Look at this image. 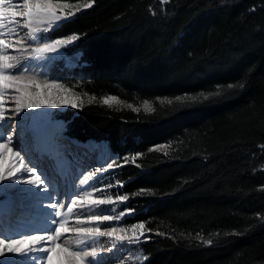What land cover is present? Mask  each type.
I'll return each instance as SVG.
<instances>
[{
  "label": "trees",
  "instance_id": "1",
  "mask_svg": "<svg viewBox=\"0 0 264 264\" xmlns=\"http://www.w3.org/2000/svg\"><path fill=\"white\" fill-rule=\"evenodd\" d=\"M59 2L75 15L38 42L78 34V62L43 81L76 107L49 110L107 143L141 264H264V0Z\"/></svg>",
  "mask_w": 264,
  "mask_h": 264
},
{
  "label": "bare ground",
  "instance_id": "2",
  "mask_svg": "<svg viewBox=\"0 0 264 264\" xmlns=\"http://www.w3.org/2000/svg\"><path fill=\"white\" fill-rule=\"evenodd\" d=\"M16 19L20 20L21 18L16 17ZM63 20L64 19L60 20L59 22ZM59 22L55 23L54 25L56 26V24H58ZM22 28L23 27L21 24H17L15 26V31L20 33V35H17V36H13L11 34L13 32V29L11 28L4 29L5 35L3 38L5 39L8 47L3 49L2 51H3V54L8 57V59L0 60V68H3L5 73L9 75L20 73L26 68V65L23 62V59L27 58L25 57L26 52L24 53V51H27L28 48L26 46L29 45L31 41L30 40L26 41L23 35L24 30ZM18 39L21 41V43L19 44L17 43ZM36 43H39L38 39H36ZM17 61H19V63H17ZM7 64H13L15 65L16 68L17 67L18 68L14 69L15 67H13V70H12V68L5 67ZM24 78L25 77H22L20 74V77L17 80H9L7 82L0 80V106H2V111L4 112V117L2 120H0V143H7L8 136L12 135L13 140L11 143H9V147H13V151L15 152H18L20 148L19 144L13 143L15 140L18 139V136L15 133H11V131L9 130L3 129V125L11 122L10 119H7V117L5 116L10 115L11 112H13V109H11V107L12 106L14 107V104L17 105V101L14 102V101L3 100V99L4 97L11 98L17 92L19 95L20 94L19 90L17 89L18 90L17 91L15 90V88L12 89L10 86L14 85V87H16V85H19V86L22 85V81L24 80ZM8 84H10L9 87L7 86ZM23 101H26V100H23ZM23 112H24V109L20 113H23ZM28 119L30 120V127L36 134H38V136L41 139V142L39 141L40 146H42V144H46V146H48L49 148H52V147H55V144H53L54 141L55 143H60L61 142L60 140L63 139L62 138L63 136H61V133L63 130V124L58 120H54L53 114L45 116L41 113L33 112L31 113ZM66 140L67 139L65 138V141ZM26 144H27L28 150H30L31 144L29 143V141H27ZM55 148L57 149V151L60 150L58 146H56ZM0 153H2V155H0V173L7 172L10 168L12 169L20 168L21 169V171L16 174V177L10 176L7 181L0 182V211L1 212L10 213V214H17L21 212V211H16L11 208L12 197L17 198L20 196H24L22 200L23 202L28 203V204L37 202L35 201L34 196H36L38 200H41L37 202V204L39 205H47L48 203L60 204L61 198L63 195L62 185L64 183H62V185L58 187L57 189L55 188L53 190H50V196L48 198L47 197L40 198L41 196L37 194H39V192L43 188H47V187L44 186V187L39 188V187H34L32 185H28V184L20 182V179L33 178L32 175L27 173V171H29V169L31 168L32 164L26 162L23 165H21V160L19 159V157L13 156L12 153L8 151V149H0ZM62 159H63L62 157H58L59 161H61ZM73 161L74 159L70 156L66 164V171L63 172V175H64V179L70 180L71 182L70 184H72V186L69 185V190H67L68 194H66V202L68 203L70 199H72L71 201L75 200L76 202L75 203L71 202V205H70L71 208L69 210L67 209V205L58 209L61 212V216H62V219H60V222L65 224V228L67 229V231L64 232L58 239H55V240H49L47 239V237H45L40 242V246H43L44 248L54 247L56 243H59L62 246L69 247L73 251L80 250L79 248L83 244H85L90 238L87 237L86 235L78 236L76 233V229L85 228V227L95 228L96 226L102 229L104 228L105 224L108 225L109 227H114L112 221L105 222L102 219L94 220V219H91V217L87 219L82 218L83 216L87 215L90 212V210L85 209L83 207L84 202L81 203L76 198H80L82 196V191L85 190V188L83 186H80L79 188H76V190H74L73 187L75 186L78 180L83 181L85 179V175L80 174L82 173L81 168L84 167L85 165L80 163L79 161L78 162L75 161V163H77L75 165ZM63 168L65 167L63 166ZM12 183L18 184V186L13 190V193L10 194L7 191L8 190L7 187L12 188L14 186V185H11ZM45 211H46V208L42 207L38 210L37 214L33 216L29 215V218H28L29 222L35 223L39 219H40L39 221H41L44 218ZM54 212L55 210L53 209L50 210L49 221L43 222L45 224H43V226L38 231H34V232H31L29 234H24V235H21V233L14 234L12 238H5L3 237L4 235L1 234L0 239L21 238L22 236L35 235V234H40V233H52L54 235L55 227L58 226V225H55L54 223L56 219L54 216ZM21 231H24V230H21ZM99 238H103V237H99ZM112 238H114V236ZM96 249H97V255L95 257H90V256L85 257L86 264H109V263H113L116 261V260L114 261L106 260L108 251H104L103 248H101L99 245L97 246ZM27 254L30 256L29 260L33 261L32 264H36V260L38 261V264H46V261L44 259V257L46 256V253L33 251ZM6 257L10 258V262L12 263L15 260H17V256L15 255H8ZM2 258H5V257H2ZM64 259H65V255L63 253L57 252L53 255L52 264H61V262Z\"/></svg>",
  "mask_w": 264,
  "mask_h": 264
},
{
  "label": "rangeland",
  "instance_id": "3",
  "mask_svg": "<svg viewBox=\"0 0 264 264\" xmlns=\"http://www.w3.org/2000/svg\"><path fill=\"white\" fill-rule=\"evenodd\" d=\"M8 2L9 3H7L5 6L12 7L13 4L16 2V0H8ZM20 11L21 12L23 11L22 6L20 7ZM59 24L60 22L56 24V26L54 24L51 26L47 24H43V25L41 24L42 25L41 26L40 24L38 25L34 22L31 29L24 28V34L26 37L24 38L26 39V41L27 39H30L31 42L29 45L26 46L28 48V49L26 48L27 51H24V53L26 52L25 57H27V58H24L25 60L23 59V62L26 65V68L20 73H16V74H21V76L25 78L22 81V85L20 86L16 85V87H14V85L10 86V84H8L7 86L8 87L10 86L12 89L15 88V90L18 89L20 94L18 95V92H17L14 96L16 97L21 96L23 100H26V101L35 100L36 96L34 94L39 93V101L41 103V107L37 109L25 108L24 112L21 114L26 115L27 118H29V116L33 112H38L45 116H48L52 114V112L49 109L58 108V107L62 109L63 106H69V105L71 106V104L73 103V100H71V97L69 96L68 91H65V89L67 88H65L64 85H63V88L36 87V88H31V89H25L23 87V85L32 84L33 82L39 85L57 83V82H45L43 80L47 76L49 68L55 67L56 63L59 61H62L64 69H67V70H70L77 65V62H78L77 56L65 55V52H64L65 45L57 46V50L54 52H51V51L40 52L38 55L33 52V49H40L44 47L43 44L41 45L39 43H36V39H35L40 33L44 32L43 29L47 27L48 30H50L52 28H56ZM37 27L41 29L39 32L34 31V29H36ZM29 48H31L32 50ZM17 68L15 67L14 69H17ZM13 97L11 98L4 97L3 100H9V101H14V102L17 101V98L16 97L13 98ZM106 101L111 104L116 103V101H114L113 99H110V100L108 99ZM53 104H55L56 107H51V105ZM15 105L16 104H14V107L12 106L11 109H14L17 111L16 109L17 105L16 106ZM133 109H137V110L139 109V110L146 111L149 108L145 103L144 104L141 103L133 107ZM24 119H25V116H24ZM61 123L63 124V130L61 133V136H62L65 131V128H64V123L63 122ZM62 140L60 141L62 142ZM94 147H95L96 155H93L90 157L88 155V157H86L83 155V152H80V149H78L79 150L78 154H73V157H74L73 163L75 165L77 164L75 163V161L77 162L79 161L80 163L85 165L84 167L81 168L82 173L80 174L85 175V179L83 181L86 183L82 184V180L81 181L78 180L75 186L73 187L74 190H76V188H79L80 186H83L85 188V190L82 191V196H81V197H84L83 207L87 210H90V212L87 215L83 216L82 218L87 219L89 217H95V216L102 217L103 215H108V216L113 217V219L109 221L113 222L114 227L118 229L123 227L127 229V231L124 233L117 231V233L114 234V238L112 239L107 236L106 237L103 236V238H98L95 240L89 239L79 249L84 250V251H90L93 248H97V246L99 245L101 248H103L104 251H108L106 260H109V261L116 260L115 262L109 263V264H141L142 260H141L140 254L137 251V249L134 247L136 246L137 243L143 240H146L147 237L145 235H140L136 231L135 233H133L132 232L133 226L126 227L122 224L123 218L131 215V213L128 211L120 212L118 210L119 205L122 201L119 199L113 198V202L111 204L95 205L91 203V201L95 199H100V198L107 199L111 197L110 196L111 193L109 190L110 188H108L106 184L108 181L107 175L115 171V168L112 167L113 157L108 152H105V148L102 147V144H94ZM66 183L68 184L66 187L67 189L66 188L64 189L63 187V190H62L63 195H62L60 203L63 204L64 206L67 205V209L69 210L71 208L70 205H71L72 199H70V201L67 203L66 193L68 194L67 190H69V185L72 186V184H70L71 182L68 179H66ZM85 191L88 192V195L86 197H85ZM76 199L81 202L80 198H76ZM109 228L110 227L105 224L102 230L107 232ZM116 237H123V239H117ZM107 249L112 250L113 253L109 252V250Z\"/></svg>",
  "mask_w": 264,
  "mask_h": 264
},
{
  "label": "snow or ice",
  "instance_id": "4",
  "mask_svg": "<svg viewBox=\"0 0 264 264\" xmlns=\"http://www.w3.org/2000/svg\"><path fill=\"white\" fill-rule=\"evenodd\" d=\"M8 3V0H0V60H7L8 57L3 54V49L7 48L8 45L6 44L5 39L3 38L5 33L4 29L11 28L13 29V32L11 33L13 36L20 35L17 31H15V26L17 24H21L23 28L25 29H31L33 26V23L36 24H47L52 25L57 22H59L62 19H67L70 16H74L75 13H64L63 15L59 14V9H67L70 6L67 3L59 2V0H16V2L13 4L12 7H6L5 5ZM22 6L23 11H20V7ZM86 7H92V4L86 5ZM20 17L21 19L18 20L16 17ZM41 29L37 27L34 29V31L39 32ZM44 32L48 31V28L45 27L43 29ZM79 38L78 34H72L69 37L61 38L55 40L53 43H49L44 45L43 48L40 49H33V52L37 55L40 52H54L57 50V46H62L65 44L70 45L73 43L76 39ZM17 43H21V41L18 39ZM19 63V61H17ZM5 67L7 68H13L15 65L13 64H7ZM20 74H6L3 68H0V80H3L5 82L9 80H17L19 79ZM25 89H31L36 87H44V88H63V85L60 83H49L46 85H39L35 84L34 82L32 84L23 85ZM67 91V89H65ZM36 96L35 100H29V101H23L22 97H17V113L19 114L23 109H37L41 107V103L39 101V93L34 94ZM51 107H56L55 104L51 105ZM71 107L75 108L76 104L72 103ZM4 117V112L2 111V106H0V120H2ZM13 140V136H8V142L7 143H0V149H8L9 152L12 153L13 156L17 155V152L13 151V147H9V143H11ZM2 155V153H0ZM24 164V161L21 160V165ZM111 167V165H110ZM20 168L12 169L10 168L7 172L0 173V182L7 181L9 177H16V174L20 172ZM35 173L33 178L28 179H20L21 183H25L28 185H32L34 187H41L43 184V181L41 180V177L36 173L35 170L31 169ZM99 171V170H98ZM86 183L82 181V184ZM43 190V189H42ZM88 195V192L85 191V197ZM121 201H127L128 196L126 195H120L118 197ZM81 203L84 202V197H80ZM73 203L76 201L73 200ZM113 202V198L109 197L107 199H95L92 200L91 203L95 205H106L111 204ZM47 207L55 210L54 216H55V225H58L55 227V234L52 233H40L35 235H29V236H22L21 238H13V239H0V258L6 257L8 255H15L19 256L21 254H26L29 252H44L46 253V256L44 257L46 264H52L53 261V255L57 252L63 253L65 255V259L61 262V264H86L85 257H95L97 255V249L93 248L90 251H84V250H71L67 246H62L59 243H56L54 247L44 248L43 246H40V242L47 237L49 240H55L58 239L64 232L67 231L65 228V224L60 222V219H62L61 212L58 210L59 208L64 207L63 204H50L47 205ZM130 213L134 212V209L129 210ZM91 219L94 220H104L109 221L112 220L113 217L108 215L101 216H95L91 217ZM144 229L145 224L143 222H140L132 227V232L135 233L136 229ZM117 231L124 233L127 231V229L121 227H110L107 232L103 231L99 227H88V228H78L76 229L77 235H86L92 240L98 239L99 237L107 236L109 238H112L114 234L117 233ZM143 235V233H142ZM117 239H123V237H116ZM150 238V237H148ZM131 242V241H130Z\"/></svg>",
  "mask_w": 264,
  "mask_h": 264
}]
</instances>
